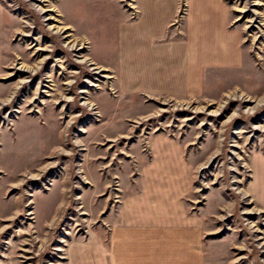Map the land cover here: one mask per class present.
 Returning <instances> with one entry per match:
<instances>
[{
    "label": "rangeland",
    "instance_id": "374dc122",
    "mask_svg": "<svg viewBox=\"0 0 264 264\" xmlns=\"http://www.w3.org/2000/svg\"><path fill=\"white\" fill-rule=\"evenodd\" d=\"M145 1L0 0V264H109L116 228L163 214L204 226L209 261L264 264V0H167L163 43L198 53V99L117 82ZM159 136L182 163L152 170L174 183L149 208L136 157Z\"/></svg>",
    "mask_w": 264,
    "mask_h": 264
},
{
    "label": "crops",
    "instance_id": "0c3cea01",
    "mask_svg": "<svg viewBox=\"0 0 264 264\" xmlns=\"http://www.w3.org/2000/svg\"><path fill=\"white\" fill-rule=\"evenodd\" d=\"M167 3V0L140 2L144 7H140L141 16L136 24H127V27L122 25L118 39L122 53L119 56L117 82L120 84L121 81H136L135 87L130 90L136 91V98L139 99L155 94L170 97L191 96L198 99L202 86L200 88L198 85V90L194 88L202 80L204 64L199 61L195 49L189 47L184 39L179 43L173 40L163 43L170 17ZM2 24L0 12V63L3 47ZM189 31L190 36L200 35L202 30L195 19L191 21ZM227 38L230 43L233 41L232 35ZM158 39L164 40L157 41ZM233 46L236 47L235 44ZM229 56L228 63L236 64V54L233 52ZM193 86L195 87L192 89ZM172 148L177 150L174 157L170 155ZM151 150V161L136 157L138 166H141L140 192L145 196L146 206L149 208L154 207L151 199L154 194V181L159 180L162 188H171L174 183L173 177L167 172L155 174L152 170L157 165L172 164L179 170L182 163L178 147L164 136L153 139ZM109 243V264H219L206 259L207 253L218 255L206 247L210 241H206L204 226L183 214L143 218L137 216L136 228H116Z\"/></svg>",
    "mask_w": 264,
    "mask_h": 264
}]
</instances>
